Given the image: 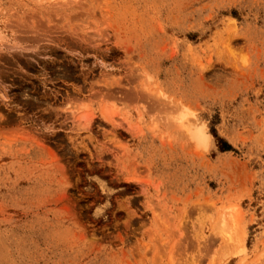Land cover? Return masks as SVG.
Masks as SVG:
<instances>
[{
  "label": "rangeland",
  "instance_id": "obj_1",
  "mask_svg": "<svg viewBox=\"0 0 264 264\" xmlns=\"http://www.w3.org/2000/svg\"><path fill=\"white\" fill-rule=\"evenodd\" d=\"M0 264H264V0H0Z\"/></svg>",
  "mask_w": 264,
  "mask_h": 264
},
{
  "label": "bare ground",
  "instance_id": "obj_2",
  "mask_svg": "<svg viewBox=\"0 0 264 264\" xmlns=\"http://www.w3.org/2000/svg\"><path fill=\"white\" fill-rule=\"evenodd\" d=\"M181 119H182V117H181ZM183 126L185 127L186 125L183 124ZM186 130H189V129L186 128ZM197 135L201 137V135H203V131H202L201 129H198V130L196 131V137H197ZM194 137H195V136H194ZM200 137H199V138H200ZM202 137H203V136H202ZM224 218H225V216H224ZM224 221H225V220L223 219V223L221 224V225H222V228L220 227V229H221V233L223 232L224 235H225L229 240H231V239L233 240V237H234V239L237 238V236H236V237L233 236V233H232V230H231V229H227V226H225V225H227V224H224V223H225ZM234 224H235V223H234ZM232 228H234V227H232ZM234 229H235V228H234ZM223 233H222V234H223ZM243 235H244V232H243ZM244 236H245V235H244ZM244 236H243V237H240V236H239V237H240V238H239L240 241L237 240V239H235L236 242L238 241V243L243 244L244 242L242 243V242H241V239H242V238H245ZM235 240H233V241L235 242ZM243 241H244V240H243ZM230 242H232V241H230ZM236 242H235V243H236ZM238 243H237V244H238ZM239 245H240V244H239ZM244 245H245V244H243L242 248L239 247L240 250L245 249V248H244Z\"/></svg>",
  "mask_w": 264,
  "mask_h": 264
}]
</instances>
